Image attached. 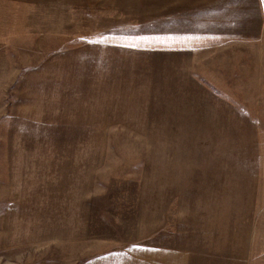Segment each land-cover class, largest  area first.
<instances>
[{
  "label": "rangeland",
  "instance_id": "obj_1",
  "mask_svg": "<svg viewBox=\"0 0 264 264\" xmlns=\"http://www.w3.org/2000/svg\"><path fill=\"white\" fill-rule=\"evenodd\" d=\"M147 245L264 264L262 1L0 0V264Z\"/></svg>",
  "mask_w": 264,
  "mask_h": 264
},
{
  "label": "crops",
  "instance_id": "obj_2",
  "mask_svg": "<svg viewBox=\"0 0 264 264\" xmlns=\"http://www.w3.org/2000/svg\"><path fill=\"white\" fill-rule=\"evenodd\" d=\"M261 1L264 11V0ZM204 257L201 252L147 245L128 252L108 253L97 264H212Z\"/></svg>",
  "mask_w": 264,
  "mask_h": 264
},
{
  "label": "snow or ice",
  "instance_id": "obj_3",
  "mask_svg": "<svg viewBox=\"0 0 264 264\" xmlns=\"http://www.w3.org/2000/svg\"><path fill=\"white\" fill-rule=\"evenodd\" d=\"M136 247H139V245H136Z\"/></svg>",
  "mask_w": 264,
  "mask_h": 264
}]
</instances>
